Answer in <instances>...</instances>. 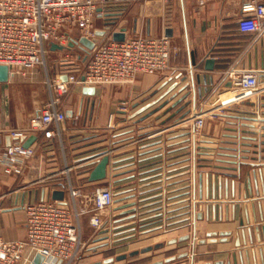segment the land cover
Returning <instances> with one entry per match:
<instances>
[{
    "label": "crops",
    "instance_id": "obj_1",
    "mask_svg": "<svg viewBox=\"0 0 264 264\" xmlns=\"http://www.w3.org/2000/svg\"><path fill=\"white\" fill-rule=\"evenodd\" d=\"M240 9L241 0H211L205 4H199L196 0H139L137 3L134 0L130 1L117 11L110 37L113 39L112 32L123 27L126 28V38L136 35L154 37L167 35L177 47L172 52L170 67L154 75H140L130 85L96 87V92L92 95L84 94V87L74 85L64 96L60 106L66 112L73 111V115H67L63 123L64 150L70 164L82 162L73 171L75 182L82 188L81 206H86V203H83L84 195H91L98 186L96 182L85 179L86 170L92 168L93 164H86L84 160L112 145L117 149L113 151L111 159L114 162L113 166L118 168L113 170L110 181L112 180L114 187L121 186L120 189L133 188L134 190H130L132 191L130 194H135L132 199L141 200L138 213H143L136 219L140 220L139 224H128L134 219H125L122 220V224L128 225L113 231L117 237L128 238L122 240L123 243L133 239L131 237L135 232L133 227L142 226L139 231H145L162 225L164 222L159 219H166L165 216L170 217L168 222L187 217L185 211L188 208L185 205L188 203V197L198 202L197 211L203 212L204 219L198 220L197 225L199 227L204 223L203 225L207 226L206 231L240 229V220L245 219L247 205L251 219L250 224H247L245 219L247 242L249 245L248 226H251L255 253L250 247V258H246L243 249L244 261L241 262L238 255V262L235 263L232 256L236 249L235 236L232 235L228 242L200 245L203 255L198 256L197 261L224 260L223 264H264V237L261 229L264 220L260 219L258 206L261 202L264 211V143L259 144L264 141V136L260 137V134L255 132L250 133L247 126L253 121L256 123L252 119L257 117L258 111L254 104L244 102L219 110L214 118H206L198 149L200 152L196 174L190 170L192 153L187 130L175 126V121L139 130L138 136L144 138L128 145H125L127 141L124 143L123 141L135 137V131L125 127L108 126L118 119H124V115L130 113L120 109L121 104L128 98L131 99L138 94L146 96L151 92H154L151 98L159 97L176 81L179 85L171 92L175 89L186 92L185 102L188 104L184 109L185 113L182 110L177 113L176 116L181 117L192 110L210 109L219 96H226L228 80L225 74L233 66H252L261 70L264 78V30L258 33L240 32L237 27ZM97 24L99 28L103 27L102 22L98 21ZM66 50L69 49L50 47L53 53H63ZM207 58L215 59L213 70L205 68ZM43 90H47L49 96L45 79L42 80L36 72L29 76L15 74L9 81L0 82V129L8 131L27 127L31 117L38 113L42 105V103L39 105V99ZM261 97L260 113L264 119V94ZM154 99L134 102L133 112ZM130 115L131 113L128 117ZM261 122L257 124L264 123ZM5 131L0 132V144L9 142L7 139L9 133ZM249 136L258 138L252 140L248 138ZM32 145L36 148V153L29 158L22 175H7L0 165V236L5 239L25 237V204L37 198L49 196L53 198L56 189L54 190L53 179L49 176L60 170L64 164L63 151L57 139L47 141L42 135H38ZM161 175L167 177L166 182L159 181ZM213 176L216 179L215 197L212 194ZM207 178L209 197L206 191ZM107 182L110 184L109 178ZM254 204L258 220H254ZM233 205L236 206L235 219L232 218ZM207 207L210 209L209 221L206 219ZM214 207L216 220L212 219ZM119 211L115 206L108 211L113 222L120 218L116 215ZM90 216L91 213L84 214L82 219L86 240L102 235L90 224ZM186 223H183L184 226L180 230L164 232L158 229L150 232L144 235L150 238L142 241L148 243L142 245L166 242L170 238L185 234L193 235L192 225L185 226ZM257 225L260 226L258 231ZM201 234L196 236L203 237ZM188 242L189 240L166 244L152 250L160 251V255L155 256L150 263L188 250V245L179 247L186 243L191 246L192 239ZM169 264H190V261L182 259L180 262Z\"/></svg>",
    "mask_w": 264,
    "mask_h": 264
},
{
    "label": "built area",
    "instance_id": "obj_2",
    "mask_svg": "<svg viewBox=\"0 0 264 264\" xmlns=\"http://www.w3.org/2000/svg\"><path fill=\"white\" fill-rule=\"evenodd\" d=\"M130 1L133 0H0V64L9 66L10 77L15 74L29 76L35 73L36 68H43L49 91L48 99L42 103L38 113L31 117L27 127L8 131L0 129V132H8L12 138L10 144H0V165L7 175L20 176L29 158L36 153L32 144L24 145L22 137L26 139L36 134L42 135L47 141L57 139L63 151L64 164L49 177L53 179L54 190H63L67 194L62 200L49 196L25 204L26 235L20 239L0 236V264H33L37 254L44 256L40 264H77L87 248L82 224L84 214L91 213L90 224L99 233L103 230L109 232L114 224L108 211L116 207L117 203L120 204L116 201V192L124 190L120 189L121 186L114 187L110 181L113 170L118 167L113 166L111 159L107 177L93 181L98 186L91 195H84L83 203L86 206H81L82 188L75 182L73 171L82 162L70 164L67 160L63 133L67 112L60 104L74 85H130L140 75H154L170 67L172 52L177 47L167 35H136L122 41L110 37L106 42L101 41V38L111 35L117 11ZM196 1L205 4L211 0ZM240 10L241 15L237 20L240 32L258 33L264 30V0H241ZM98 21L103 23L102 28L98 27ZM75 28L79 29L80 36L98 38L89 53L79 48L81 52L90 55L86 67L80 73V67L74 61H68L61 63L55 73L51 74L47 61L51 43L67 46L74 38L70 31ZM96 29L105 30L106 35L98 36ZM261 72L252 66L229 68L225 77L231 84L227 86L226 96H219L210 109L189 111L174 123L187 130L192 153L191 173L196 174L198 167V149L206 118H214L219 110L244 102L254 104L259 112L254 119L256 123L253 121L254 126L249 128L260 134V137L263 136V124H257L263 120L260 111L264 78ZM63 74L67 75L65 80L61 79ZM126 105L123 102L120 109L127 112ZM120 124L121 120L109 123L108 126L118 128ZM143 138L140 135L133 136L123 143H137ZM116 149L112 145L105 150H108L112 158ZM97 158L87 157L84 162L94 167L92 161ZM92 168L86 170V180ZM166 179L165 175H161L159 181L166 182ZM191 248L189 253L196 256V248Z\"/></svg>",
    "mask_w": 264,
    "mask_h": 264
},
{
    "label": "water",
    "instance_id": "obj_3",
    "mask_svg": "<svg viewBox=\"0 0 264 264\" xmlns=\"http://www.w3.org/2000/svg\"><path fill=\"white\" fill-rule=\"evenodd\" d=\"M126 28L123 27L121 30L119 31H113L112 32V37L114 40H119L122 41L126 38ZM96 34L98 36H105L106 35V31L102 30V29H96L95 30ZM98 39V38H97ZM97 39H90L84 35L78 37V38H72L70 40V42L68 43V45H61L55 42L51 43V49H68V48H73V47H79L84 49L85 51H87V53L90 52L91 49H93L96 45V41ZM205 68L207 70H213L215 68V59L214 58H207L205 60ZM67 78L66 74H63L61 76L62 80H65ZM10 80V69L9 66L7 64H0V82H7ZM231 82L228 81L227 85H230ZM177 85H179V82L176 81L175 83H173L171 86H169L159 97H157L156 99H154L153 101H150L149 103H147L146 105L142 106L141 108L137 109L134 113H132L129 118H133L136 115L140 114L141 112L145 111L146 109H148L149 107H151L152 105H154L156 102H158L161 98H163L166 94H168L172 89H174ZM185 87H183V89H185ZM96 92V87L91 86H85L83 88V93L87 94V95H92L95 94ZM137 105V104H136ZM182 109V108H181ZM180 109V110H181ZM179 110V111H180ZM155 111H157V109L151 111L149 114L144 115L143 118L148 117L150 114H153ZM67 115L68 116H72L73 115V111L72 110H68L67 111ZM174 116V115H173ZM184 116L181 115L182 118ZM253 120L255 118H252ZM264 120V119H263ZM165 122V121H163ZM247 124V123H246ZM247 126H254V124L252 123H248ZM264 128V125L263 127ZM248 131V130H247ZM250 133H254L255 131L249 130ZM264 136V134H263ZM38 135L36 134H32L29 137H27L25 139V137H22V139L24 140V145L25 146H30L36 139H37ZM249 139H256L257 137H248ZM7 139L9 140L8 144L11 143V136L9 135L7 137ZM264 143V141H263ZM108 150H104V151H100L95 153L94 155H92L93 157H98L95 161H92L95 165L94 167L90 170L89 175H88V180L89 181H100V180H104L107 177L108 174V165L111 162V156L109 153H107ZM100 156V157H99ZM207 177H209V175L207 174ZM207 197L210 196V192H209V179L207 178ZM215 176H213V196L215 197ZM214 187V188H213ZM130 190H134L132 189H125V190H120L118 191V193L116 194H121V196L116 199L117 202H119L120 204L117 205L115 207L116 210H120L118 213H116L117 216H119L120 218L118 219L120 220H125V219H134V221L128 223V224H139V221H137V217L142 214L138 213L139 211V202L141 200H134L132 199L133 197H135V194H130V195H126V193L130 192ZM191 193V191H187V193ZM124 194V195H122ZM65 192L63 190H55L53 193V198L54 199H60L62 200L64 198ZM188 203L185 205V207L188 208L187 211H185V213L187 214V217L178 220V221H173V222H168L167 220L170 219V217H166L159 219V221H163L164 223L162 225H160L159 227H153L150 229H146L145 231H142V233H147V232H153L155 230L158 229H162L164 230V232H169L171 230L180 228L178 227L179 224L187 222L185 224L186 225H192L193 230H194V235L192 237V242H191V246L195 249L197 245H202V244H206V243H218V242H228L231 240V236L234 235L235 236V247L236 249L233 251V260L234 262H238V255L239 258L242 261H244V256H243V249H245V255L246 258H250V250L249 248L252 247V252L255 253V249L252 246L254 244V238H253V230L251 226H248V233H249V239H250V244L248 245L247 242V233H246V223L250 224L251 223V219H250V214H249V208L246 205L245 206V219H246V223H245V219L242 218L240 220V229L237 230H232V229H222V230H217V229H210L208 231H206L205 233V237H197V232H198V225H197V221L198 220H203L204 219V214L202 211H197V201H192L191 197L187 198ZM24 204V201H23ZM259 206V210H260V219L263 221L264 220V211H263V207H262V203L259 202L258 204ZM215 208V207H214ZM236 206L233 205V214H232V218L235 219L236 217ZM253 214H254V220H258L257 217V209H256V205H253ZM162 215V214H161ZM122 216H127V217H122ZM206 219L209 221L210 219V209L209 207H207V215H206ZM213 220H216V208H215V213L212 217ZM145 220V219H141ZM125 224V225H128ZM124 224L120 225V226H125ZM119 226V227H120ZM184 226V224H183ZM118 228V227H117ZM138 227H133V230H136ZM139 228H142V226H139ZM257 231L260 230V226L257 225L256 226ZM262 232H263V237H264V224L261 226ZM108 230H103L101 233H107ZM141 237H138L137 239H139ZM191 238L190 234H185V235H181L178 237H173L168 239L166 242L165 241H160L154 245H147L144 246L140 249H133L130 250L128 252H123V253H119L116 254L115 256H109L106 257L102 260H98L92 264H112L115 261H119V260H123L126 259L128 257H133L136 255H139L140 253H146L149 251H152L154 249H159L161 247H164L166 244L171 245V244H175L178 242H183V241H188ZM259 238H260V234H259ZM243 241V243H242ZM261 251L263 252V249H261ZM201 254H203V252H198L196 253V256L194 253L190 254L188 251H184L175 255H170L168 257H166L165 259H160L157 261H154L153 263H147V264H169V263H177L180 262L182 259H188L190 261V264H223L224 260H208L205 262H199L197 261L198 256H200ZM44 256L42 254H37L35 259H34V263L33 264H40L43 260Z\"/></svg>",
    "mask_w": 264,
    "mask_h": 264
},
{
    "label": "rangeland",
    "instance_id": "obj_4",
    "mask_svg": "<svg viewBox=\"0 0 264 264\" xmlns=\"http://www.w3.org/2000/svg\"><path fill=\"white\" fill-rule=\"evenodd\" d=\"M135 3L139 2V0H134ZM71 36H73L74 38H78L80 36V31L73 29L70 31ZM103 39V40H102ZM110 39V36H105L103 38H101L102 42H106ZM69 50L63 53H53L51 51H48V55H47V61H48V66H49V70L52 74V72H55L57 70V68L60 66L61 63H65L68 61H74L76 63V65L78 67H80V73L84 70V68L86 67L90 55H87L83 52H81L79 50V47H73V48H68ZM37 75H40L42 77V80L45 79V75H44V69L41 67L36 68L35 70ZM45 85V84H44ZM166 90V89H165ZM181 90V89H180ZM178 89H175L174 91H170L168 94L165 95V97L160 100L156 105H152L151 107H149V109L144 112L143 114H138L133 118H129L128 115L133 112V103L138 101V102H144L148 99H154L156 98L155 96H153L152 98L150 97L151 95H153L151 93H148L146 96H144L143 94H138V95H134L133 98H128L126 101L127 105V111H130V113H128V115H124V119H120L122 121V124H120V127H125V128H130L131 131H135L136 137L138 136V131L142 130L143 128L146 127H159L162 125H165L167 122H176V118H179V116L177 117V113L184 111L185 107L188 105L186 104V92L184 91H180ZM40 103L39 105H41V103H43L44 101H46L48 99V93L47 90L46 91H42L41 95H40ZM150 101V100H149ZM182 108V109H181ZM157 109V111H155L153 114H150L148 117L143 118L144 115L149 114L151 111ZM181 109V110H180ZM180 110V111H179ZM136 111V110H135ZM134 111V112H135ZM133 112V113H134ZM185 113V111L183 112ZM174 115V116H173ZM175 118V120H174ZM119 121V119L117 120ZM115 121V122H117ZM161 121H165L162 122ZM264 122V120H262ZM264 125V123H263ZM262 125V127H263ZM264 131V128H263ZM257 139V138H256ZM264 140V139H263ZM261 142H259L260 144ZM197 173V170H196ZM91 190V188L89 189ZM118 193V192H116ZM121 196V194H117V199ZM117 205H119L117 203ZM116 218V217H115ZM198 223V221H197ZM115 224V225H114ZM114 224L112 227H110V231L108 233H103L101 236H98V238H92V239H88L87 240V248L84 251V253L81 255V258L79 259L77 264H92L98 260H102L106 257L109 256H115L116 254L119 253H123V252H128L130 250L133 249H140L146 245H142V244H146L147 242H143V240H148L150 238V236L144 237V235L146 236L147 234H150L149 232L147 233H142V231H139V226H137L138 228L135 230V232L131 235V237L133 238L132 240H127L126 242H122V240L128 239L126 238H119L117 237V234H114L113 231L114 230H119L122 229L123 226L122 225V220H117L115 219ZM204 223H201L198 229L197 234H201L204 235L203 237H205V231L207 230L206 227L203 225ZM120 226V227H119ZM118 227V228H117ZM180 228L174 229V230H180L183 227V223L179 224ZM173 230V231H174ZM191 231L193 232L194 235V230L193 227L191 229ZM90 232V231H88ZM171 232V231H169ZM91 233V232H90ZM122 233H119V235H121ZM191 238L193 237L192 234ZM139 236H142L141 238L137 239ZM199 238V237H198ZM189 239V242H190ZM188 242V243H189ZM135 243V244H134ZM132 245V246H131ZM185 245H188L187 247H189L188 252H190L192 250V248H190L191 246L189 244H181L179 247H183ZM201 246L197 245L196 246V251L197 252H202L201 250ZM209 254V253H208ZM160 255V251L159 252H146L143 254H139L133 257H128L126 259L123 260H119V261H115L112 264H143L144 262L150 263V260L152 261V259L155 256ZM203 255V254H201ZM200 255V257H201ZM168 256V255H167ZM166 258V257H165ZM199 258V257H198ZM157 261V260H156ZM144 263V264H147Z\"/></svg>",
    "mask_w": 264,
    "mask_h": 264
},
{
    "label": "flooded vegetation",
    "instance_id": "obj_5",
    "mask_svg": "<svg viewBox=\"0 0 264 264\" xmlns=\"http://www.w3.org/2000/svg\"><path fill=\"white\" fill-rule=\"evenodd\" d=\"M129 194L132 193V191L128 192Z\"/></svg>",
    "mask_w": 264,
    "mask_h": 264
}]
</instances>
